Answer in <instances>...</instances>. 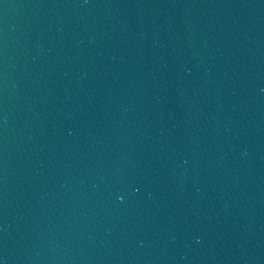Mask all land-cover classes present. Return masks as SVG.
I'll return each instance as SVG.
<instances>
[{
  "label": "water",
  "instance_id": "obj_1",
  "mask_svg": "<svg viewBox=\"0 0 264 264\" xmlns=\"http://www.w3.org/2000/svg\"><path fill=\"white\" fill-rule=\"evenodd\" d=\"M0 264H264V0H0Z\"/></svg>",
  "mask_w": 264,
  "mask_h": 264
}]
</instances>
